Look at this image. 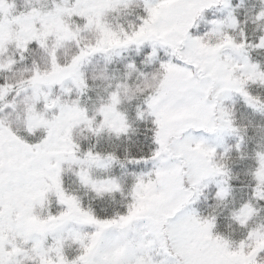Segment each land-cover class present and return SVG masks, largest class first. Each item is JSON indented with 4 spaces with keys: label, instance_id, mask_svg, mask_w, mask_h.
Masks as SVG:
<instances>
[{
    "label": "snow or ice",
    "instance_id": "6c2138e0",
    "mask_svg": "<svg viewBox=\"0 0 264 264\" xmlns=\"http://www.w3.org/2000/svg\"><path fill=\"white\" fill-rule=\"evenodd\" d=\"M0 264H264V0H0Z\"/></svg>",
    "mask_w": 264,
    "mask_h": 264
},
{
    "label": "trees",
    "instance_id": "16d2710c",
    "mask_svg": "<svg viewBox=\"0 0 264 264\" xmlns=\"http://www.w3.org/2000/svg\"><path fill=\"white\" fill-rule=\"evenodd\" d=\"M246 2H247V0H246Z\"/></svg>",
    "mask_w": 264,
    "mask_h": 264
}]
</instances>
